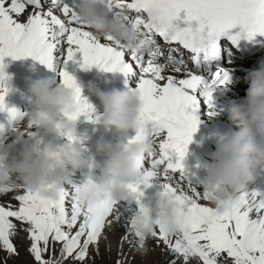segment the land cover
I'll return each mask as SVG.
<instances>
[{"label": "snow or ice", "instance_id": "1", "mask_svg": "<svg viewBox=\"0 0 264 264\" xmlns=\"http://www.w3.org/2000/svg\"><path fill=\"white\" fill-rule=\"evenodd\" d=\"M101 2L110 13H124L132 36L147 45L146 55L125 51L111 37L97 38L80 20L77 5L69 0H0V113H7L6 123L0 124V139L26 120L24 112L5 104V57L31 58L57 72L61 83L73 90L78 105L67 117L72 121L83 116L96 123L99 117L94 116L95 109L83 98L75 78L60 68L61 62L120 73L126 86L134 85L142 104L140 127L129 142L140 135L153 141L142 182L129 188L131 197L140 212L146 211L140 203L144 195L141 186L148 188L156 181L163 189L161 202L175 201L183 217L174 234L157 221L151 234L156 245L182 258V264H264V191L241 194L239 202L221 215L201 203L208 202V192L193 184L184 165L188 145L198 130L201 106L206 105L209 115H215L213 94L231 82L224 69L211 71L217 40L228 36L236 42L241 33L249 41L264 36V0ZM181 13L187 25L183 28L174 24ZM238 26L241 33L232 35L230 30ZM157 36L169 45L167 50L157 44ZM173 43L191 53V67L182 53L178 56L177 49L170 47ZM175 174L179 179L173 183ZM77 187L64 184L56 189L55 198H45L24 189L19 181L0 186V194L16 193L13 199L17 202L0 204V252L4 253L0 264L18 256L13 240L18 231L27 235V251L34 264H88L90 247H97L113 219L125 218L112 201L82 207L75 198ZM135 236L143 248L145 240Z\"/></svg>", "mask_w": 264, "mask_h": 264}, {"label": "clouds", "instance_id": "2", "mask_svg": "<svg viewBox=\"0 0 264 264\" xmlns=\"http://www.w3.org/2000/svg\"><path fill=\"white\" fill-rule=\"evenodd\" d=\"M77 13L97 38L111 37L129 53L147 54V45L138 36H132L123 12L110 13L101 0H78ZM246 82V96L227 105L228 120L235 131L220 138L201 180L209 204L221 215L239 202L241 194L257 190L253 185L264 178V61L247 75ZM77 85L82 93V86ZM87 91L99 100L103 119L117 137L115 141L103 136L96 140L95 155L100 160L93 162L87 155L88 137L79 131L78 120L67 118L78 109L73 90L60 80H30V108L24 112L30 128L21 131L18 125L7 138L0 139V186L19 181L28 191L55 198L56 189L64 185L69 173L91 169L95 175L75 191L82 207L108 201L118 204L131 197L129 188L142 182L145 160L153 152V141L146 135L129 142V134L135 131L136 135L140 127L139 93L132 88L103 91L94 83L88 84ZM33 128L45 136L59 134L65 143L29 147L25 141ZM10 141L21 145L15 153ZM156 209L154 214L147 209L129 218L132 232L143 240L151 237L157 221L170 234L183 224L180 206L175 201L160 200Z\"/></svg>", "mask_w": 264, "mask_h": 264}, {"label": "bare ground", "instance_id": "3", "mask_svg": "<svg viewBox=\"0 0 264 264\" xmlns=\"http://www.w3.org/2000/svg\"><path fill=\"white\" fill-rule=\"evenodd\" d=\"M57 14L60 15V13ZM127 58L128 57L126 56V59ZM76 60L77 61L80 60V54H77ZM262 61H264V49L260 50L252 57L245 58L243 61H241V63H236L231 66L233 69H235L233 75L234 77H236V80H233V82L229 83L228 85L222 86L215 90L213 94L214 108L212 109V111L215 112V115H209L210 110L207 108L206 105L201 106V107L205 106V109L204 111L200 110V112L198 113V118L200 121L198 125V130L196 133L193 134L192 142L188 145L187 155L184 160L186 162L185 168L190 169L189 174L192 178L193 184L201 190H203V187L201 185V180L205 175V166L207 163L211 162V155L216 150L220 138L230 135L233 131H235L234 127L231 125L230 121L228 120L227 105L229 104V102L233 100L242 99L245 97L244 93H247L249 87L248 83L246 82V77L251 71L258 68L260 62ZM3 63L5 67L2 69V71L6 77L4 81V85L5 87H8L7 89H9L10 92L15 93L16 96L14 102L13 101L8 102V104H13V105L16 104L18 107L20 106L22 112L28 111L30 108V103L24 106L20 104L21 99L25 98L29 94L28 81L30 80L35 81L40 79L60 80L59 76L57 75V72H53L49 70L46 66L40 64L37 61H34L31 58L13 60L11 57H5ZM189 66L191 67L190 63ZM60 68L71 74L75 78L76 82L82 86L83 98L86 99L87 102L90 105H92L93 108L95 109L94 116L99 117L96 123L89 122L83 116H81L77 122V124L81 122H86L92 125L91 132L89 134H85L88 137L87 146L89 148V152L87 155L93 160V162L99 161L100 158L95 155V149H94V144L96 140L99 139L101 136H103L107 140L115 141L117 137L114 130L106 125L102 116L103 109L100 106V102L95 96L90 95L88 93L87 86L89 83H94L101 90H103V87L105 86L106 82L110 81L111 79L118 80V84L114 89L127 90L128 88L134 87V85L129 83L126 86L125 78L120 73L103 72L96 67H92L95 69V71L93 75L90 77L88 74L92 68L82 69L80 67V64L77 62H74V64L73 62H68L66 65L61 62ZM9 95L10 94H8L7 92L6 97H9ZM6 103L7 102L5 99V104ZM26 124L27 122H22L20 124L21 131L26 130ZM29 132L31 134L26 137V141H25L29 147H37V146L42 147L44 144L47 143H52L54 145H62L63 143H65V138L60 136L59 134L53 136H45L41 131L34 128L29 129ZM134 136H135V131L129 134V138H132ZM211 137H213L212 141H211ZM10 147L12 148L13 153H15L20 149L21 145L19 143H15L11 141ZM145 167H147L146 163H145ZM83 172L84 170L77 171L74 174L69 173L66 176L64 184L79 185L83 183L84 182ZM178 179H179V174H175L173 183L178 181ZM141 187L144 195L141 197L140 203L154 214L155 211L157 210L156 204L161 199L160 193L163 191V189L161 185L156 181H153L151 186L148 188H143V186ZM253 187L256 188L257 190L264 191V178L257 179ZM15 194L16 193L0 194V204L6 202H11L13 205L17 204V202L13 199V196ZM20 194H22V192ZM123 202L126 204L127 207L124 209L125 216L127 214V222H125L124 224L123 227L124 235L121 237V239L129 241L130 237H133L135 235L130 228L129 218L134 216L139 211V205H137L136 201L132 197H129L127 200ZM201 203L206 206H211L209 202L206 201H201ZM153 204L155 205V207L153 206ZM129 205H132L133 208H131ZM109 229L115 230L117 229V227L116 225L112 224V226L109 227ZM107 230L108 229L104 230V234L107 233L105 232ZM110 238L112 242V239L115 240L116 236L110 233ZM13 240L17 247L28 248L30 246V242L27 238V235L22 231H18V235L13 237ZM148 245L150 249L147 248ZM134 247H136V251L139 249H140L139 251L141 252L142 250L144 251L143 261L144 264H148L149 260L154 262L159 259L161 255V248L163 246L162 245L157 246L153 238L149 237L148 239L145 240V245L143 248H141L137 244H135ZM126 250L127 249L125 248L123 249V255L126 252ZM112 254H113L112 248H110V250L109 247L104 248V246L98 242L96 248L90 247V255L88 257V262L93 261L94 263H98V264L99 263L115 264L114 259L111 258ZM167 254L169 255L166 256V260H169V258L172 257V254L169 252ZM3 256L4 253L0 252V257ZM45 258L48 257L46 256ZM177 259L179 261L176 260L175 261L176 264L182 262V258L177 257ZM8 262H10V259L8 260ZM192 264H195V261H192Z\"/></svg>", "mask_w": 264, "mask_h": 264}, {"label": "rangeland", "instance_id": "4", "mask_svg": "<svg viewBox=\"0 0 264 264\" xmlns=\"http://www.w3.org/2000/svg\"><path fill=\"white\" fill-rule=\"evenodd\" d=\"M73 64H74V62H73ZM234 80H236V77L234 78ZM244 95L246 96V93H244ZM204 109H205V106L201 107V110L204 111ZM25 122H26V120H25ZM90 129L92 130L91 125H90ZM129 206L131 208H133L132 205H129ZM153 206L155 207L154 204H153ZM125 208H127V207H126V204L124 202H119L117 204V210L120 213H122L125 220L115 221V219H113V224L116 225L117 229L110 230L109 227H107L106 229H108V230L105 231L107 233H105L104 236L102 235L103 237L98 242L101 245H103L104 248L109 247V250H110V248H112L113 254L111 255V258L114 259L115 264H117L118 261H119V264H138V263L144 264V261H143L144 251L142 250V252H141V251H139L140 249L136 251V247H134L135 244L139 245L138 238L134 235L133 237H130L129 241L121 239V237L124 235V231H123L124 224H125V222H127V214H126V216L124 214ZM126 232H127V230H126ZM110 233L114 234L116 236V239L115 240L112 239V242H111V238H110ZM28 248L27 247H17L18 256L11 258L10 262H8V264H34L33 258L31 257V255L27 251ZM124 248L127 250L123 255V249ZM147 248L150 249L149 245ZM136 252H137V254H136ZM166 252L171 253L169 250L162 247L161 248V255H160L159 259L157 261H154V262L149 260L148 264H172L173 260H175V261L178 260L177 257L172 253H171L172 257L171 258L168 257L169 260H166V256L169 255ZM88 264H98V263H94L93 261H91V262H88ZM99 264H101V263H99ZM103 264H105V263H103ZM178 264H182V262L178 263Z\"/></svg>", "mask_w": 264, "mask_h": 264}, {"label": "water", "instance_id": "5", "mask_svg": "<svg viewBox=\"0 0 264 264\" xmlns=\"http://www.w3.org/2000/svg\"><path fill=\"white\" fill-rule=\"evenodd\" d=\"M79 131H80L81 133H88V132H89L88 129H85V125H83L82 127H80V128H79Z\"/></svg>", "mask_w": 264, "mask_h": 264}]
</instances>
